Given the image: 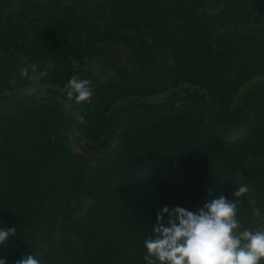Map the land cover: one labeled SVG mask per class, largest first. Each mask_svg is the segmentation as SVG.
Wrapping results in <instances>:
<instances>
[{
	"label": "trees",
	"instance_id": "1",
	"mask_svg": "<svg viewBox=\"0 0 264 264\" xmlns=\"http://www.w3.org/2000/svg\"><path fill=\"white\" fill-rule=\"evenodd\" d=\"M14 17L22 22L14 24ZM261 27L264 28V0H0V131L2 123L9 125L10 131L9 144L2 146L4 142L0 140V227L17 230L0 248L8 264H15L28 253L41 264H145L140 255L145 251L143 241L153 234L151 227L163 200L173 197L174 206L194 211L215 195L234 199V191L244 185L248 191L235 198L239 204L264 206V87L252 90L233 111L225 112L223 102L244 77L264 70V31H257ZM122 41L135 47L128 52L124 45L116 47ZM16 54L24 58L22 64ZM128 62L133 63L134 70ZM109 66L113 73L108 71ZM22 69H27L28 74L22 75ZM41 72L46 74L41 77ZM30 76L38 79L30 80ZM73 76L91 82L90 101L76 104L67 97L65 86ZM32 82L50 87L20 100L10 96L16 88ZM183 85L202 87L212 101L182 93L186 96L174 99L175 108L168 115H160L159 120L146 115L172 104L153 106L128 101L111 108L112 104L160 94L166 89L177 95L175 88ZM180 100L185 102L178 104ZM190 100L197 104H187ZM258 105L263 113L255 118L253 126L246 128L248 137L243 138V134L239 145L221 149L227 160L226 169L217 164L214 167L218 172L209 174L202 163L199 175H192L189 166L198 164L202 155L197 150L219 152L222 146L214 137L246 125ZM184 106L181 112L177 109ZM119 115L122 117L118 120ZM81 116L83 123L78 120ZM120 120L128 123L124 128L128 131L120 137L127 152L118 153V161H113L111 168L104 166L92 172L89 167L80 171L78 163L95 164L112 153L110 144L118 136ZM129 124H133L130 129ZM164 126L166 129L161 131ZM190 126L197 130L213 126L211 137L203 135V143L189 142L193 153L175 150L170 157L176 144L184 147L180 140L182 130ZM15 131L20 135V144L14 140ZM82 131L96 136L93 146L88 145L89 139L82 136ZM236 139H231L232 144H237ZM41 145L59 154L71 169L64 176V186L49 187L46 196L50 199L44 208H35L39 212L32 215L31 221L30 211L18 200L25 196L28 187L33 189L32 185H24L23 162L29 154L36 156L32 168L37 172L36 163L44 153ZM64 152L69 160L62 155ZM158 152L162 153L160 157ZM19 161L23 166L20 170ZM115 169L124 175L132 170L142 171L132 174V180L127 182L134 183L142 174L145 179L140 180H159V207L150 211L151 224L133 219L126 226L115 223L114 230L118 232V227H122L125 234L99 239L98 233L109 236L107 224L101 225L105 222L100 214L105 212L92 204L83 213L77 212L82 201L110 204L109 194L113 197L120 193V188L125 187L122 178L126 176L98 182L94 179L96 174ZM220 172L225 174L223 182L210 181L212 174L216 179ZM120 181L118 189L114 183ZM175 189L198 200L187 203L176 197ZM57 204L60 206L50 219L42 216V209L54 213ZM255 211L251 214L255 215ZM98 212L102 217L100 224ZM237 215L241 218V213ZM58 221L60 226L55 229ZM95 227L100 229L92 233ZM135 229L137 232L132 233ZM39 232L42 237H38ZM97 240L101 246L95 250L92 244H97ZM12 249L13 258L8 256Z\"/></svg>",
	"mask_w": 264,
	"mask_h": 264
},
{
	"label": "rangeland",
	"instance_id": "2",
	"mask_svg": "<svg viewBox=\"0 0 264 264\" xmlns=\"http://www.w3.org/2000/svg\"><path fill=\"white\" fill-rule=\"evenodd\" d=\"M14 24H20L22 22V20L18 17H14ZM25 25V24H24ZM240 30V29H239ZM245 29H242L240 31H244ZM258 33L260 31H264V28H258L257 29ZM26 32H29L26 30ZM33 33V32H32ZM32 33L29 37L32 36ZM248 33H253L251 31H249ZM123 43H119L120 46H116V47H122L121 45L126 46V50L127 52L129 50H132L135 46L134 44H131L130 42L127 41H122ZM124 49V48H123ZM15 58L17 59L18 63L22 64L24 62V58L19 55L16 54ZM130 64V65H129ZM128 66H130L133 70H134V65L132 62H128ZM108 71H112L113 73V68L111 66H109ZM166 71L167 74H170V70L168 69V67H166ZM50 86L48 84H39V83H27L26 85H22L20 88H16L15 90H13V94H11L10 96H12V98H14L15 100H20V99H24L28 96H32L34 94H39L41 92L42 89H46L49 88ZM264 87V70L259 72V73H253L250 75H247L246 77H244L239 84V87L236 88L235 92L231 93V96H226L223 102L226 105V109L224 110L225 112L229 111H233L234 109H237L241 103L242 100L244 99V97H246L247 95L250 94V92L252 90L258 89V88H262ZM175 91L177 95H173V93H171L169 91V89H166L164 92L162 93H157L155 95L153 94H148L147 97H142L141 99H130V100H125L123 102H119V103H115L112 104L111 108L112 109H116L117 107H119L120 105H124V103L128 102V101H140L144 104H149V105H153V106H158L161 105H168V104H172V107H164L163 109H160V112H152L151 115L147 114L146 116L154 118V119H161L160 115L164 114V115H168L169 111H171L172 108H175V106L177 105V103H174L173 100L177 99L181 96H186V95H182V93L184 94H190V95H200V96H204L206 99H210V101H212L209 93L206 92L205 89H203L202 87H195V86H189V85H183V86H178L175 88ZM7 92V91H6ZM11 93V92H10ZM264 95V93H263ZM2 96L1 92H0V97ZM188 98V97H187ZM1 100V99H0ZM185 102V100H180L178 102V104ZM261 101L258 103L259 105H261ZM264 101V100H263ZM262 101V102H263ZM37 104H41L39 102H36ZM187 104H191L193 103V106H195L196 101H188L186 102ZM258 105V106H259ZM257 108H255L252 113L249 115V120L247 122L246 125L241 126V128H239L237 131L231 132L229 134H223V135H218L217 137H214V139H216V141L220 144V150L217 153H212L210 151L207 152V150L205 148L202 149H198L197 151L200 153L197 154H202L200 156V159L198 160V164H195L193 166H189V168L191 169L192 175H199L200 171V166L202 165V163H204L203 165H206L204 169H206V171H208L209 174H211L212 172H218V169H215L214 165H220L223 169H226L227 164L225 163L227 160L226 158H224L225 154H223V150L221 149H227L230 147H234L236 145L240 144V140L243 134V138H247L248 134L247 133L249 131L246 130V128L253 126V122L255 120L256 117L262 115L263 112L262 109H260L259 106ZM2 109V107L0 108ZM179 109V111H183L185 109V106L182 108H177ZM13 110H11L10 112H12ZM16 111V110H14ZM2 112V111H1ZM9 112V111H8ZM218 113V111H217ZM162 115V117L164 116ZM220 115V114H218ZM122 116L119 115L118 120L121 118ZM125 120V118H124ZM126 121V120H125ZM223 122V121H222ZM224 123V122H223ZM127 122L122 123V120H120V124L118 126V130H117V135L115 136L114 140L111 142V149H112V153L109 154L107 157L102 158L100 160H96L95 164L93 163H89V162H85V163H78L77 166L79 168V170L83 171V169H91V171H96L99 170L100 167H104V166H109V168H111L113 161L117 162V156L118 153L120 154H124L127 152V150H124L123 144L122 142H120V137H122L124 135V133H126L128 131V129H124L127 126ZM9 125H7L6 123H2L1 124V136H0V140H2V142H4V144L2 146H6L7 144H9V138H8V133L10 132L7 128ZM133 126L129 124L128 128L130 129ZM166 129V127L164 126L161 131H164ZM213 129V126L210 127H206V126H202V128L200 130H197L195 127H189L188 130L183 129L182 131L184 132L181 135V143H183L184 147L181 148V146H178V144H176L175 147H173V149L169 152L170 157L173 155L172 153L175 152V150L177 151H181L182 153H184L183 151H188V150H192L189 146V142L194 141H200L203 143L202 137L203 135L208 138L211 137L210 133ZM211 130V131H210ZM15 134H17L16 136H14V139L16 142H18L20 144V135L18 134L17 131L14 132ZM82 136H85L89 139V141H87L88 145L93 146L94 141L96 140V136H93L89 133H83L82 131ZM13 137V134H11ZM219 137V138H218ZM229 137V138H227ZM239 138V139H236ZM231 139H236L234 142H236L237 144H232L233 141H231ZM8 140V141H7ZM13 140V141H14ZM19 140V141H18ZM156 142V141H155ZM159 141H157L156 143H158ZM29 144V142H28ZM160 144V143H159ZM205 145H207V143H204ZM231 144V145H230ZM123 147V148H122ZM41 150L44 152L41 154L40 156V160L38 163H36V166H39V170L37 172H35V169L32 168V165L36 162V156L33 158L32 154H29L27 157V159L25 160V162H23V164L26 166V170L24 171L25 174V181H24V185L28 184V185H32L33 189L31 190L29 187L25 190L26 194L24 197L20 198L18 201L21 204L26 205V209L29 210L30 212V220L33 221L32 219V215H36L38 214V209L36 210L35 208H44L46 206V201H48V196H46L49 191V187L53 186L55 189H60V187L64 186L65 183H63V179L64 176H68L70 174V167L68 165V163L61 158L60 156H58L59 154L54 153V151H49L48 147L45 145L42 147V145L40 146ZM43 148V149H42ZM61 148V147H59ZM62 149V148H61ZM180 149V150H179ZM200 150V151H199ZM192 152V151H191ZM193 153V152H192ZM66 155L68 157L69 160V155L64 152L62 153V155ZM161 152H158V157L161 156ZM20 161H22V158H19ZM222 160V162H221ZM19 161V165L18 166V170L22 169L23 166H21V162ZM225 161V162H224ZM73 163V162H71ZM122 165V162H121ZM74 166V163H73ZM111 166V167H110ZM75 169V168H74ZM122 169V167H121ZM142 172V171H140ZM176 172V171H175ZM174 172V173H175ZM76 173V171H75ZM136 174L137 171L136 170H132V171H128L126 172V175H124L125 173H123L121 170L119 169H115L112 170L108 173L105 174H99V175H95V180L101 181L103 178H105L106 180L109 179H113V178H117V177H124L122 178V180H124V184L125 187L120 188V193L117 195L115 194L112 197V194H109L108 197V201H110V204L107 203L106 201H101L98 202V200H90V202L88 201H82L81 205L80 203L78 204V206L80 205V207L78 209H80V211H78L77 213H83L85 211V209L90 206L92 204L93 208L98 209L101 213L104 211L105 213L100 214V212H98V217H97V221L100 224L101 222V218L103 217L104 222L101 225L107 224V230L109 232V236H106L105 234L100 235L98 233V237L99 239H104V238H113V237H122L123 233L122 232V227H118V229L120 231H115L114 229L117 228V226H115L114 224L117 223L116 225L119 224H123L124 226H126V224H128L129 222H132V219L134 221H138L140 220V222H146V223H150L151 224V210L152 212L157 208L158 206V198H157V189H158V185L160 184L159 180H155L154 177H150L147 178L146 181L144 180H140L145 179L144 178V174L140 175V179H137L134 181V183L131 182H127V181H131L132 179H130V176H132V174ZM108 174V175H107ZM168 175H171V173H169ZM213 175V179L210 181L216 182L217 184L223 182V177L225 176V174L223 172H220L218 177L215 179V175ZM2 176V175H1ZM129 177V180L126 179ZM208 181L209 179H205V181ZM180 183L184 184V182L178 180ZM2 182V181H1ZM123 182V181H122ZM46 183V184H45ZM121 181L118 182L117 184L114 183V185H116V187H118L119 189V185H120ZM216 184V185H217ZM26 187H24L25 189ZM64 188V187H63ZM115 188V187H112ZM207 188V187H206ZM209 189H212L209 187ZM169 190V189H168ZM173 191V190H172ZM32 192V194H31ZM176 192V197H181L185 202L190 203L192 201H197L198 198H196L195 196H190L187 195L185 193H183L181 190H177L175 189ZM106 194V191L104 192V195ZM175 195V194H174ZM173 195V196H174ZM209 195V192H208ZM210 196H213V194ZM34 197V198H33ZM50 199V198H49ZM174 198L172 197L171 200L169 201H162V204H160V207L162 208L163 206L167 205L169 207L174 206ZM90 204V205H89ZM110 206H109V205ZM178 204V203H177ZM242 203L240 202V204L238 205V209H239V213H241V218L237 215V219L240 222V230L243 229H250L253 231L256 230H264V206H253L252 204L247 206L246 203L244 205H241ZM39 205V206H38ZM162 205V206H161ZM36 206V207H35ZM58 206H60V204L54 207V213H52V210H41L42 216L46 217V219H50L51 216L53 214H55L58 210ZM18 207V205H17ZM125 207H128L127 209ZM159 207V206H158ZM23 208V207H22ZM36 210V211H35ZM252 210H256L255 211V215L251 214ZM257 210L259 211V215L256 214ZM35 212V213H34ZM102 216H100V215ZM149 214V215H148ZM149 216V218H148ZM138 217V218H137ZM37 218V217H36ZM44 222V220H42ZM37 222V221H36ZM60 226V222H57V225L54 227L56 229V227ZM98 228V229H97ZM100 227H95L92 231V233L97 232V230H99ZM32 229L28 228L27 231H31ZM149 231V229H148ZM32 232V231H31ZM137 230L135 229L132 233H136ZM125 234V233H124ZM38 237H42V234H40V232L38 233ZM38 237L36 238V240H39ZM99 240H97V244H92V247L97 250V248L99 246H101V243H98ZM117 241H120V239H118ZM74 242V241H73ZM80 243V242H79ZM90 243V242H87ZM115 243V241L113 242ZM43 243H41L42 245ZM82 244V243H80ZM97 247V248H96ZM132 251V250H129ZM138 251V250H137ZM8 256L12 257L15 254V250H9ZM141 256L145 255V251H143V253L140 254ZM1 256V253H0ZM262 264H264V262H262Z\"/></svg>",
	"mask_w": 264,
	"mask_h": 264
},
{
	"label": "clouds",
	"instance_id": "3",
	"mask_svg": "<svg viewBox=\"0 0 264 264\" xmlns=\"http://www.w3.org/2000/svg\"><path fill=\"white\" fill-rule=\"evenodd\" d=\"M27 75V69H22ZM46 73L41 72L39 76ZM29 79H38L30 76ZM66 95L74 103L90 101L91 82L71 77L66 84ZM83 123V117H78ZM139 175V169H137ZM248 191L239 185L234 199L219 194L196 210L183 206L167 205L158 209L152 235L145 238L143 246L145 264H262L264 262V230H240L237 219L239 198ZM259 215V211L256 212ZM16 227H0V248L16 235ZM0 264H8L0 256ZM15 264H41L31 253L22 255Z\"/></svg>",
	"mask_w": 264,
	"mask_h": 264
}]
</instances>
